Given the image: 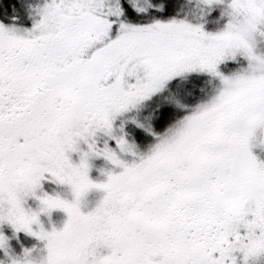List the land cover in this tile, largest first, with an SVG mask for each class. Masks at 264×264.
Segmentation results:
<instances>
[{"label": "snow or ice", "instance_id": "snow-or-ice-1", "mask_svg": "<svg viewBox=\"0 0 264 264\" xmlns=\"http://www.w3.org/2000/svg\"><path fill=\"white\" fill-rule=\"evenodd\" d=\"M0 264H264V0H0Z\"/></svg>", "mask_w": 264, "mask_h": 264}]
</instances>
